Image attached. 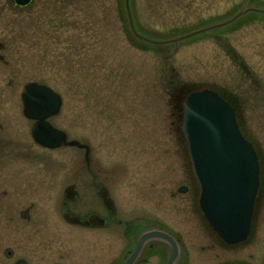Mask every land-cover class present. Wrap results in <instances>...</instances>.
<instances>
[{
  "label": "rangeland",
  "instance_id": "rangeland-1",
  "mask_svg": "<svg viewBox=\"0 0 264 264\" xmlns=\"http://www.w3.org/2000/svg\"><path fill=\"white\" fill-rule=\"evenodd\" d=\"M250 3L129 0L135 30L151 40L223 22L249 6L264 9V0ZM0 30L6 61L0 65L1 82L16 84L13 100L20 105L21 86L31 80L54 89L62 99L54 120L73 138L74 116L81 115L82 134L92 139L90 160L104 172L98 177L106 179L112 165L114 187L123 199L178 221L191 204L189 193L176 191L187 178L180 139L170 128V94L205 87L231 94L241 132L260 157L263 190L255 209L264 210L263 15L250 12L177 43L136 51L124 37L129 30L123 0H33L20 9L0 0ZM258 229L260 241L264 228ZM120 239L96 236V264L117 254Z\"/></svg>",
  "mask_w": 264,
  "mask_h": 264
},
{
  "label": "flooded vegetation",
  "instance_id": "flooded-vegetation-1",
  "mask_svg": "<svg viewBox=\"0 0 264 264\" xmlns=\"http://www.w3.org/2000/svg\"><path fill=\"white\" fill-rule=\"evenodd\" d=\"M10 2L17 9L29 5ZM1 35L0 30V65L6 62ZM124 37L136 51L148 47V42L132 33ZM29 82L47 85L34 80L22 84L19 105L17 98L13 100L17 97L16 84H3L0 75V264H96L93 249L98 234H106L112 240L121 238L120 249L115 256L110 254L106 264H123L142 236L145 239L130 264H264V236L257 240L258 228H264V210L255 209L259 192L263 190L261 163L260 185L245 240L234 244L224 242L199 208L198 184L180 128L183 98L196 88L170 94L174 100L170 128L173 136L180 139L179 148L184 154L182 169L187 178V184L179 185L176 191L189 193L191 204L185 219L178 221L170 213L147 211L142 203L139 207L132 199H123L114 187L112 165L106 179L98 177V173L104 172L96 161L90 160L92 139L82 134L81 115L74 116L73 138L67 126L59 123L61 120H54L62 99L58 112L44 121L61 132L63 139L53 148L39 144L32 135L37 119L23 113L20 97ZM208 88L231 105L235 103L231 94ZM71 141L79 145L69 144ZM181 222L186 226L181 227Z\"/></svg>",
  "mask_w": 264,
  "mask_h": 264
},
{
  "label": "water",
  "instance_id": "water-1",
  "mask_svg": "<svg viewBox=\"0 0 264 264\" xmlns=\"http://www.w3.org/2000/svg\"><path fill=\"white\" fill-rule=\"evenodd\" d=\"M29 1L14 0L17 5H26ZM124 7L132 34L158 45L177 43L225 26L248 12L264 13L262 9L247 7L223 22L172 39L151 40L136 33L129 0H124ZM21 100L23 113L37 119L32 130L33 138L42 146H57L63 134L44 120L58 112L60 96L46 85L29 82L21 91ZM181 130L199 185V206L206 220L225 242L244 240L249 231L253 202L259 186V163L252 144L240 132L232 106L210 89L190 91L182 102ZM69 144L78 143L71 141ZM144 239L145 236H142L138 240L135 251L123 264L132 262Z\"/></svg>",
  "mask_w": 264,
  "mask_h": 264
},
{
  "label": "trees",
  "instance_id": "trees-1",
  "mask_svg": "<svg viewBox=\"0 0 264 264\" xmlns=\"http://www.w3.org/2000/svg\"><path fill=\"white\" fill-rule=\"evenodd\" d=\"M233 106H234V102H233V104H232Z\"/></svg>",
  "mask_w": 264,
  "mask_h": 264
}]
</instances>
